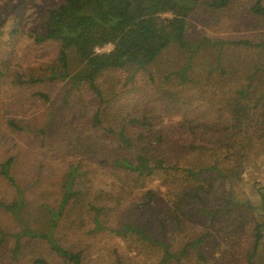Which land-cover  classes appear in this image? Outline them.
Instances as JSON below:
<instances>
[{"label":"trees","instance_id":"16d2710c","mask_svg":"<svg viewBox=\"0 0 264 264\" xmlns=\"http://www.w3.org/2000/svg\"><path fill=\"white\" fill-rule=\"evenodd\" d=\"M21 1L0 0V127L62 169L29 196L0 165V264H264L238 177L264 144V0Z\"/></svg>","mask_w":264,"mask_h":264},{"label":"rangeland","instance_id":"374dc122","mask_svg":"<svg viewBox=\"0 0 264 264\" xmlns=\"http://www.w3.org/2000/svg\"><path fill=\"white\" fill-rule=\"evenodd\" d=\"M9 3L11 6H14L13 9L18 7V9L16 11H13L12 13L20 12L22 14L21 10H23V7L21 5V0H8V4ZM248 3L250 4L249 10H251V0ZM191 26L192 27L190 32L192 35L208 32L209 34H211L210 27L199 24L196 21H194ZM111 50L112 49L110 48L109 51ZM178 51L179 50L177 49L176 53L172 52L170 55H168V61H162V59H160L158 63L154 66L153 71L159 74L161 71H168V68L174 67L172 63L178 62V56L180 55ZM246 61L248 62L249 59ZM114 77L115 79H113ZM121 79L122 78L119 76H112L106 82L108 85L113 84L114 80L116 83H122ZM64 87L65 83H63L58 90L54 92L52 91V94H54V96L59 94ZM145 95H148V93L144 92L143 96ZM148 97H150V95L146 98ZM131 98L132 97L129 98V96H127L124 99L129 101L131 100ZM19 112L23 115L31 114V111L24 112V108H20ZM60 112H64V110H61ZM44 120L45 121L43 122V124L46 125L48 119ZM27 139L28 138L25 137L24 140L23 138L21 140H17L14 136L9 135L2 127H0V165L5 163L8 158L14 157L13 169H10L8 172H10L11 177L16 179L19 185H22L23 188L30 190V192H28L29 196H34L40 191L44 189L49 190L52 186H54L56 184V181L58 180L57 173L60 172L62 168L55 162H50L47 165L40 164V156L37 155L34 149L31 150V148L29 147V142H24ZM258 146L257 149L252 153L251 158H249V162L244 165V169L239 170L241 172L238 174V177L240 176L239 178L242 180L240 185V191L242 192V194L250 196L252 199H256L258 202H261V198L264 196V144H259ZM53 164L57 165V169H59L60 171H56ZM11 187L12 185L5 180L4 176L1 174L0 171V200L7 201L8 196L11 195ZM255 190L257 194L255 193ZM259 194L260 196H258ZM0 216L7 217L6 212H0ZM7 218L9 219V217ZM9 221L15 227H17V225L14 224L11 218ZM194 225L191 224L190 226L193 227ZM194 227V229H198L202 226H200L199 224L198 227ZM4 228L8 229V227H4L2 223L0 225V230H3ZM151 232L153 234L151 236L153 237L155 233L154 231ZM209 232L211 234V225L209 227ZM172 235L173 234L168 231L165 240L167 241L169 238H172Z\"/></svg>","mask_w":264,"mask_h":264},{"label":"built area","instance_id":"2783aa9c","mask_svg":"<svg viewBox=\"0 0 264 264\" xmlns=\"http://www.w3.org/2000/svg\"><path fill=\"white\" fill-rule=\"evenodd\" d=\"M163 17H165V15ZM110 48L112 49V45H108L100 50H97V53H106L110 50Z\"/></svg>","mask_w":264,"mask_h":264}]
</instances>
